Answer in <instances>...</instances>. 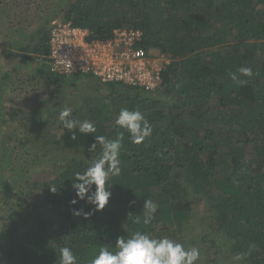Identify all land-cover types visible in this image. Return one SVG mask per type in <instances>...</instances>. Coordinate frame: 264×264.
<instances>
[{"label":"trees","instance_id":"1","mask_svg":"<svg viewBox=\"0 0 264 264\" xmlns=\"http://www.w3.org/2000/svg\"><path fill=\"white\" fill-rule=\"evenodd\" d=\"M57 12L61 22L86 29L89 39H110L119 28L140 29V45L171 62L152 92L105 85L97 88L107 92L105 100L90 97L71 108L75 119L95 122L94 134L76 131L73 140L61 122V138L43 137L47 152L60 150L62 165L50 180L27 181L28 192L21 190L26 200L1 216L0 261L59 264L60 248L67 246L80 264H90L101 246L112 247L117 237L136 230L186 245L191 199L209 197L211 207L202 218L209 234H198V247L214 251L219 264H264V0H66L64 8L45 12L29 35L7 40L3 53L18 50L27 60L34 53L37 67L47 66L49 24ZM241 66L251 67L253 76H241L244 83L237 84L230 73ZM41 70L62 84L69 80L48 66ZM75 80L97 83L82 75L68 83ZM125 107L145 114L151 137L137 145L125 133L122 171L109 180L112 196L103 210L92 211L84 200L70 204L76 173L101 152L99 144L88 151L94 137L115 138L122 130L114 121ZM147 199L159 207L144 224ZM72 208L92 214L74 216Z\"/></svg>","mask_w":264,"mask_h":264},{"label":"rangeland","instance_id":"2","mask_svg":"<svg viewBox=\"0 0 264 264\" xmlns=\"http://www.w3.org/2000/svg\"><path fill=\"white\" fill-rule=\"evenodd\" d=\"M65 1L0 0V218L8 208L16 207L22 200H26L28 194L21 192H28L25 186L27 181L35 178L50 180L53 170L62 165L60 150L51 154L47 152L48 143L43 144V137L47 134L60 137V111L69 106L79 108L87 98L102 100L107 95L103 90L97 92V88H107L98 80L99 84L85 80H75L69 84L74 75H67L68 82L62 84V79L54 80L53 76L49 78L41 70L47 66L41 69L37 67L35 61L40 59L37 57L36 60L34 53H28L29 60L20 58L18 50L12 54L3 53L7 40L19 39L22 33L29 35L34 31L32 26L46 15L45 12L51 8L54 11L64 8ZM37 7L42 8L40 14ZM56 14V19L49 24V28L53 22H61L62 13ZM24 28L26 30H21ZM149 53L158 52L151 50ZM6 75L8 77L4 78ZM108 103L114 106L111 100ZM34 140L39 142H36L38 149L34 148ZM1 180H4L3 184ZM191 201L193 213L185 246L198 247L202 245L199 244L198 234L202 230L203 235L209 234V228L202 218L209 212L210 199L202 197ZM2 225L0 221V227ZM199 249L201 258L198 264H210L211 261V264H219L214 251ZM224 263L230 264L229 261ZM0 264L3 263L0 261Z\"/></svg>","mask_w":264,"mask_h":264},{"label":"clouds","instance_id":"3","mask_svg":"<svg viewBox=\"0 0 264 264\" xmlns=\"http://www.w3.org/2000/svg\"><path fill=\"white\" fill-rule=\"evenodd\" d=\"M241 76H253L252 68L241 66L236 72L230 73V79L237 84L244 83ZM59 120L63 128L71 133L73 140L76 139V131L83 134H94L97 131L94 121L75 119L70 107L60 111ZM114 125L116 129L122 130L117 131L115 138L102 135L94 137L88 151H94L99 144L101 152L83 173H76L75 182L72 183L76 198L70 204L75 205L79 200H84L94 206L92 211L103 210L112 196L109 180L119 176L122 171L120 157L125 133L131 143L139 145L150 138L153 132L150 121L139 109L121 108ZM158 207L151 199L145 201L144 224L151 223ZM71 211L74 216L83 215L85 218L92 214V211L84 212L83 209L72 208ZM200 258L201 250L195 245L186 247L176 239L167 236L154 237L146 231L136 230L117 237L112 247L101 246L91 258L90 264H198ZM235 259L240 260L242 256L238 255ZM59 264H80V258L70 247L65 246L60 248Z\"/></svg>","mask_w":264,"mask_h":264},{"label":"built area","instance_id":"4","mask_svg":"<svg viewBox=\"0 0 264 264\" xmlns=\"http://www.w3.org/2000/svg\"><path fill=\"white\" fill-rule=\"evenodd\" d=\"M107 40L89 39V32L70 22H53L47 66L57 75L90 76L104 85H123L146 93L159 88L168 55L151 54L140 43V29H115Z\"/></svg>","mask_w":264,"mask_h":264},{"label":"water","instance_id":"5","mask_svg":"<svg viewBox=\"0 0 264 264\" xmlns=\"http://www.w3.org/2000/svg\"><path fill=\"white\" fill-rule=\"evenodd\" d=\"M128 92H129V93H133V91H132V90H128Z\"/></svg>","mask_w":264,"mask_h":264}]
</instances>
